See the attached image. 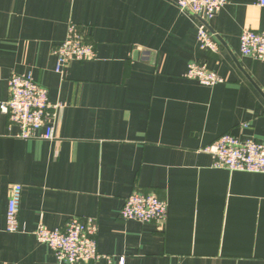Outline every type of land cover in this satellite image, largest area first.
<instances>
[{"label":"crops","instance_id":"1","mask_svg":"<svg viewBox=\"0 0 264 264\" xmlns=\"http://www.w3.org/2000/svg\"><path fill=\"white\" fill-rule=\"evenodd\" d=\"M201 19L171 0H0V102L10 74L29 72L61 104L53 139L17 137L0 111V264H70L34 230L75 216L95 220L104 257L73 264H264V173L213 167L201 150L224 133L264 143V61L239 50L245 28L264 30V6L219 8L205 22L216 51L199 46ZM70 23L96 57L60 74L53 49ZM192 62L224 81L185 77ZM135 191L166 201L163 223L120 217Z\"/></svg>","mask_w":264,"mask_h":264},{"label":"built area","instance_id":"2","mask_svg":"<svg viewBox=\"0 0 264 264\" xmlns=\"http://www.w3.org/2000/svg\"><path fill=\"white\" fill-rule=\"evenodd\" d=\"M181 11L201 17L197 26V41L200 48L217 50V44L209 33L206 23L223 5L230 0H171ZM264 6V0H256ZM239 50L244 56L264 61V30L245 28L239 38ZM56 56L55 72L62 73L70 61H88L96 57L92 43L86 41L81 30L73 23L68 24L64 40L53 49ZM184 76L199 83L212 86L224 79L208 70L203 64L189 63ZM8 97L0 102V111L7 117L9 125L18 128L17 137L54 138V124L61 104L51 103L48 90L38 84L28 73H12L6 81ZM201 150L212 158V166L264 173V143L252 138L238 139L229 133L220 135ZM22 186L14 183L8 188V201L5 215V230L19 231L18 211ZM167 203L153 193L131 192L123 202L119 215L124 220H137L141 223L161 224L166 218ZM97 224L93 218L71 217L62 228L50 229L41 222L34 230L36 239L48 245L58 262L90 263L104 256L97 250ZM123 258L119 259V264Z\"/></svg>","mask_w":264,"mask_h":264}]
</instances>
